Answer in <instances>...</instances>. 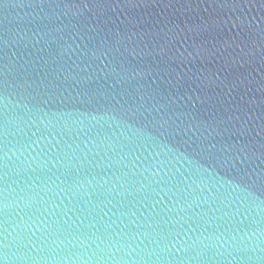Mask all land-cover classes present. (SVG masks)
Wrapping results in <instances>:
<instances>
[{
  "label": "water",
  "instance_id": "obj_1",
  "mask_svg": "<svg viewBox=\"0 0 264 264\" xmlns=\"http://www.w3.org/2000/svg\"><path fill=\"white\" fill-rule=\"evenodd\" d=\"M0 264H264V0H0Z\"/></svg>",
  "mask_w": 264,
  "mask_h": 264
}]
</instances>
